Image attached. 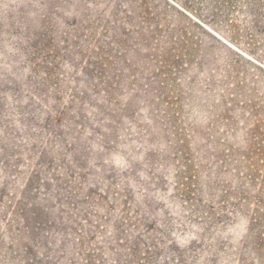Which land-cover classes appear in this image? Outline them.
I'll list each match as a JSON object with an SVG mask.
<instances>
[{"label": "rangeland", "instance_id": "rangeland-1", "mask_svg": "<svg viewBox=\"0 0 264 264\" xmlns=\"http://www.w3.org/2000/svg\"><path fill=\"white\" fill-rule=\"evenodd\" d=\"M0 264H264V0H0Z\"/></svg>", "mask_w": 264, "mask_h": 264}]
</instances>
